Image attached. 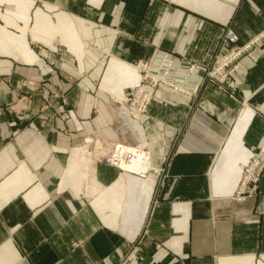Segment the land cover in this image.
I'll use <instances>...</instances> for the list:
<instances>
[{
	"label": "crops",
	"instance_id": "1",
	"mask_svg": "<svg viewBox=\"0 0 264 264\" xmlns=\"http://www.w3.org/2000/svg\"><path fill=\"white\" fill-rule=\"evenodd\" d=\"M228 27L248 42L264 0H0V264H117L142 234L136 264H264V179L235 199L264 142V41L224 88H162L140 119L120 102L139 61L207 63ZM118 143L164 172L95 159Z\"/></svg>",
	"mask_w": 264,
	"mask_h": 264
},
{
	"label": "built area",
	"instance_id": "2",
	"mask_svg": "<svg viewBox=\"0 0 264 264\" xmlns=\"http://www.w3.org/2000/svg\"><path fill=\"white\" fill-rule=\"evenodd\" d=\"M261 39H264V28L254 38L240 45L238 44V34L228 27L219 41L217 50L207 63L160 51L150 60L139 61L136 69L141 77L140 84L134 87L129 95L120 102L129 108L132 117L140 119L148 112L149 105L160 86L173 87L174 91L184 93L197 92L203 83H212L219 88H224L237 70L238 60L255 45L256 41ZM59 96L62 103L67 104V97ZM63 118L70 119L68 114H65ZM97 159L113 165L121 171L134 173L140 177H146L149 173L161 175L164 172L163 168L152 165L149 149L128 143L113 145L109 152L99 153ZM241 170L242 175L235 199L246 201L259 193L260 183L264 179V142L252 161L247 165H242ZM160 179L162 180V178ZM142 237L143 234L129 245V249L117 264H136L138 262ZM78 245L79 242L74 243V247Z\"/></svg>",
	"mask_w": 264,
	"mask_h": 264
},
{
	"label": "rangeland",
	"instance_id": "3",
	"mask_svg": "<svg viewBox=\"0 0 264 264\" xmlns=\"http://www.w3.org/2000/svg\"><path fill=\"white\" fill-rule=\"evenodd\" d=\"M262 30H263V29H262ZM257 34H258V33H257ZM257 34H256V35H257ZM256 35H255V36H256ZM255 36H254V37H255ZM254 37H253V38H254ZM262 41H264V39H263V40L261 39V40H259V41H256L255 44H258V43H260V42H262ZM37 46H38V45H36V44H32V48H34V50L36 49ZM37 48H39V47H37ZM217 48H218V47H217ZM39 49H40V48H39ZM216 50H217V49H216ZM160 51H164V50H158V51H156V53H158V52H160ZM166 52H168V51H166ZM156 53H155V55H156ZM170 53H172V52H170ZM172 54H174V53H172ZM174 55H175V56H178V55H176V54H174ZM187 59H188V58H187ZM139 79H141L140 76H139ZM139 84H140V80H139L138 85H139ZM188 84H189V83H188ZM204 84H205V83H203L202 85H204ZM138 85H137V86H138ZM200 87H201V86H200ZM162 88H163V89H167V90H169V91H172L174 94H179V95H182V96H186V97H188L189 99H194L195 96H196V95H199V92H200V90H198L197 92L194 91V92H190V93H189V92L184 93V92H180V91H177V92H176V91H174L173 87H169V86H166V85H165V86H160V87L158 88V91H159L160 89H162ZM132 89H133V87H132ZM199 89H200V88H199ZM130 91H131V90H130ZM158 91H156V95H157ZM194 94H195V95H194ZM128 95H129V94H127V96H128ZM156 95H155V96H156ZM127 96H126V97H127ZM155 96H154V98H155ZM126 97H125V98H126ZM125 98H124V99H125ZM60 99H61V97H60ZM124 99H122V100H124ZM122 100H121V101H122ZM121 103H122V102H121ZM122 104H124V103H122ZM125 106H126V105H125ZM128 109H129V108H128ZM148 109H149V108H148ZM129 112H130V110H129ZM64 115H65V114H64ZM64 115H63V116H64ZM68 115H69V114H68ZM63 116H62V118H63ZM69 118L71 119L70 115H69ZM64 119H65V118H64ZM70 119H69V120H68V119H67V120L65 119V122H69ZM135 119H136V118H135ZM114 145H115V144H114ZM109 151H110V149H109L107 152H109ZM105 153H106V152H105ZM98 155H99V154L97 153L96 156H95V159H96L97 161H100V160L97 159ZM101 162H103V161H101ZM103 163L108 164V163H106V162H103ZM108 165H110V164H108ZM111 166H113V165H111ZM113 167H115V166H113ZM122 172H126V171H123V170H122ZM157 175H158V174H157ZM134 241H135V240H134ZM134 241H132V242H134ZM132 242H131V243H132ZM128 249H129V246H128L127 250H128ZM127 250H126V251H127ZM126 251L124 252V254L126 253ZM140 253H141V251H140ZM140 253H139V259H140ZM124 254H123V256H124ZM123 256H122V257H123ZM122 257H121V259H120L119 261L122 260ZM119 261H118V262H119Z\"/></svg>",
	"mask_w": 264,
	"mask_h": 264
}]
</instances>
